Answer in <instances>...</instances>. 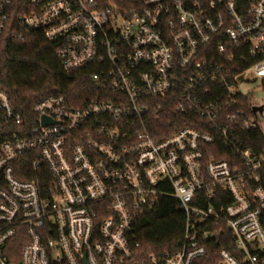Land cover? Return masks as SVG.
Returning a JSON list of instances; mask_svg holds the SVG:
<instances>
[{"label": "built area", "instance_id": "built-area-1", "mask_svg": "<svg viewBox=\"0 0 264 264\" xmlns=\"http://www.w3.org/2000/svg\"><path fill=\"white\" fill-rule=\"evenodd\" d=\"M21 5L13 36L41 32L96 86L28 117L0 88V264H212L223 231L213 264H264V103L243 88L264 83V0ZM16 7L0 0V39ZM161 196L183 233L141 256L134 225Z\"/></svg>", "mask_w": 264, "mask_h": 264}, {"label": "trees", "instance_id": "trees-1", "mask_svg": "<svg viewBox=\"0 0 264 264\" xmlns=\"http://www.w3.org/2000/svg\"><path fill=\"white\" fill-rule=\"evenodd\" d=\"M23 1L15 0L17 7L0 39V88L7 91L15 109L25 117L32 114L35 102L49 94L63 95L71 105H84L95 93L92 69L65 72L55 55L56 43L46 40L39 31L13 36L11 30L21 12L18 5ZM184 223L185 213L178 199L161 196L156 206L141 213L135 222L133 243L139 244L136 250L145 256L172 248L183 233ZM222 233L208 250L212 264L217 250L225 244Z\"/></svg>", "mask_w": 264, "mask_h": 264}, {"label": "rangeland", "instance_id": "rangeland-1", "mask_svg": "<svg viewBox=\"0 0 264 264\" xmlns=\"http://www.w3.org/2000/svg\"><path fill=\"white\" fill-rule=\"evenodd\" d=\"M250 76L251 75H249V77ZM243 88L250 91L252 102L258 104L264 103V83H262L261 78L251 80V82H248V84L244 85Z\"/></svg>", "mask_w": 264, "mask_h": 264}, {"label": "water", "instance_id": "water-1", "mask_svg": "<svg viewBox=\"0 0 264 264\" xmlns=\"http://www.w3.org/2000/svg\"><path fill=\"white\" fill-rule=\"evenodd\" d=\"M255 109L261 110L262 108H261V106H260V107H257V108H255ZM42 122H43V123H46V122H47V119H46L45 117H43ZM85 264H86V263H85Z\"/></svg>", "mask_w": 264, "mask_h": 264}]
</instances>
